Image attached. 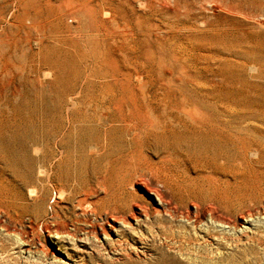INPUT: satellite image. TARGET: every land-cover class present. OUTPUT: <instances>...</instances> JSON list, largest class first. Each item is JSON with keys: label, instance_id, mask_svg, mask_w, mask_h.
<instances>
[{"label": "bare ground", "instance_id": "obj_1", "mask_svg": "<svg viewBox=\"0 0 264 264\" xmlns=\"http://www.w3.org/2000/svg\"><path fill=\"white\" fill-rule=\"evenodd\" d=\"M260 1L259 10L251 12L247 22L264 31V0ZM113 4L114 0L73 3L71 15L77 30L85 31L88 47L102 44L101 31L90 26L100 13L111 16L110 28L116 26ZM205 8L197 10V21L207 23ZM83 79L96 90L84 95L80 88L62 98L58 119L42 120L33 138H28L21 121L0 113V213L14 220L33 217V223L56 244L64 242L72 221L89 225L93 236L115 235L114 241L107 240L112 246L127 247L132 241L141 246L142 254L159 256V264H199L207 254L178 219L199 225L208 218L221 230L228 228V162L238 173L255 174L264 188V120L228 115V102L209 87L193 88V101L159 90L146 93V82L136 74L139 94L131 103L113 93L111 86L118 80L103 76L100 65L86 70ZM85 133L100 136L95 150L87 152L71 144ZM83 155L88 161L84 166ZM248 210L239 218H250ZM89 216L101 217L103 223L94 225ZM157 241L175 254L152 248ZM78 242L86 255H98V246L88 238ZM125 250L114 252L121 257ZM65 255L72 264H88L84 257ZM98 260L108 264L104 258Z\"/></svg>", "mask_w": 264, "mask_h": 264}, {"label": "rangeland", "instance_id": "obj_2", "mask_svg": "<svg viewBox=\"0 0 264 264\" xmlns=\"http://www.w3.org/2000/svg\"><path fill=\"white\" fill-rule=\"evenodd\" d=\"M75 1L0 0V113L21 121L28 138H33L42 120L58 119L62 98L80 88L84 95L96 90L83 79L95 64L103 76L118 80L111 87L125 102L133 103L139 94L136 74H140L146 93L159 90L165 96L193 101V88L209 87L228 102V115L264 120V31L247 22L250 13L259 10L260 0H148V6L137 0H114L116 26L110 28L111 16L105 13L90 24L91 30L101 31L97 49L88 47L85 31L76 28L71 15ZM204 7L207 23L196 20ZM99 141L97 134L85 133L71 144L88 152ZM80 161L87 165L84 155ZM245 210L251 217L239 218ZM228 217L231 222L225 230L208 218L199 225L178 219L207 254L199 264H264V188L255 174L238 173L231 162ZM88 219L94 225L103 223L101 217ZM89 230L87 224L70 221L66 239L56 244L33 223V217L14 220L0 213V264H72L65 253L84 257L88 264H99L100 257L108 264H159V256L142 254L141 246L132 241L127 247L112 246L115 235L93 236ZM209 233L211 238L206 237ZM84 238L98 246V255L85 254L78 242ZM151 246L175 254L161 241ZM120 248L126 249L121 257L114 252Z\"/></svg>", "mask_w": 264, "mask_h": 264}]
</instances>
